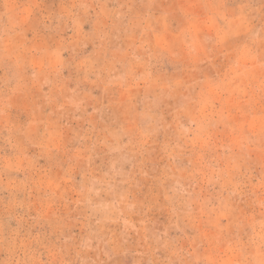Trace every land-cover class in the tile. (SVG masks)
Masks as SVG:
<instances>
[{
	"label": "rangeland",
	"instance_id": "rangeland-1",
	"mask_svg": "<svg viewBox=\"0 0 264 264\" xmlns=\"http://www.w3.org/2000/svg\"><path fill=\"white\" fill-rule=\"evenodd\" d=\"M0 264H264V0H0Z\"/></svg>",
	"mask_w": 264,
	"mask_h": 264
}]
</instances>
